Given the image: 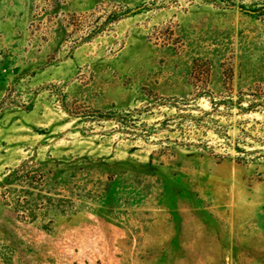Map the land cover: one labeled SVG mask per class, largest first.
Wrapping results in <instances>:
<instances>
[{"label": "rangeland", "instance_id": "obj_1", "mask_svg": "<svg viewBox=\"0 0 264 264\" xmlns=\"http://www.w3.org/2000/svg\"><path fill=\"white\" fill-rule=\"evenodd\" d=\"M0 264H264V0H0Z\"/></svg>", "mask_w": 264, "mask_h": 264}, {"label": "trees", "instance_id": "obj_2", "mask_svg": "<svg viewBox=\"0 0 264 264\" xmlns=\"http://www.w3.org/2000/svg\"><path fill=\"white\" fill-rule=\"evenodd\" d=\"M254 109H255V104H250V106L245 110H254Z\"/></svg>", "mask_w": 264, "mask_h": 264}]
</instances>
